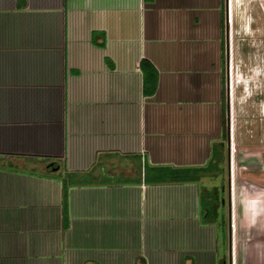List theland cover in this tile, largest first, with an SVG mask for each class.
<instances>
[{
	"label": "crops",
	"instance_id": "crops-1",
	"mask_svg": "<svg viewBox=\"0 0 264 264\" xmlns=\"http://www.w3.org/2000/svg\"><path fill=\"white\" fill-rule=\"evenodd\" d=\"M228 2L0 0V264H226L210 194L143 166L223 179Z\"/></svg>",
	"mask_w": 264,
	"mask_h": 264
},
{
	"label": "rangeland",
	"instance_id": "rangeland-1",
	"mask_svg": "<svg viewBox=\"0 0 264 264\" xmlns=\"http://www.w3.org/2000/svg\"><path fill=\"white\" fill-rule=\"evenodd\" d=\"M227 2L232 11L230 4L227 24L223 12L222 30L231 56V149L223 138V179L204 171L196 183L206 200L215 192L207 216L218 225L219 256L226 264H264V0Z\"/></svg>",
	"mask_w": 264,
	"mask_h": 264
},
{
	"label": "trees",
	"instance_id": "trees-1",
	"mask_svg": "<svg viewBox=\"0 0 264 264\" xmlns=\"http://www.w3.org/2000/svg\"><path fill=\"white\" fill-rule=\"evenodd\" d=\"M139 65L142 69V92L145 95L152 94L157 86V69L147 59L141 58ZM144 179L147 181H197L201 172H207L212 169L211 162L202 166H172L170 164L144 165ZM211 201L203 203V214H210L208 204L215 198V192ZM67 187L63 188V203L66 213ZM223 212V211H222ZM224 217V212L222 213ZM224 220V219H222Z\"/></svg>",
	"mask_w": 264,
	"mask_h": 264
},
{
	"label": "water",
	"instance_id": "water-1",
	"mask_svg": "<svg viewBox=\"0 0 264 264\" xmlns=\"http://www.w3.org/2000/svg\"><path fill=\"white\" fill-rule=\"evenodd\" d=\"M222 201H223V198H222Z\"/></svg>",
	"mask_w": 264,
	"mask_h": 264
}]
</instances>
